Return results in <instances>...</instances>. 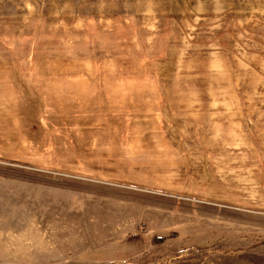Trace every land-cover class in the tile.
<instances>
[{"label": "rangeland", "instance_id": "obj_1", "mask_svg": "<svg viewBox=\"0 0 264 264\" xmlns=\"http://www.w3.org/2000/svg\"><path fill=\"white\" fill-rule=\"evenodd\" d=\"M0 264H264V0H0Z\"/></svg>", "mask_w": 264, "mask_h": 264}]
</instances>
